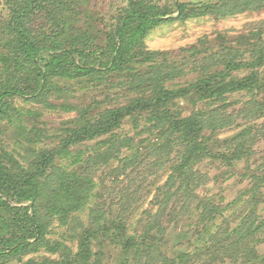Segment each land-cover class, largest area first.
Returning <instances> with one entry per match:
<instances>
[{
  "label": "rangeland",
  "instance_id": "374dc122",
  "mask_svg": "<svg viewBox=\"0 0 264 264\" xmlns=\"http://www.w3.org/2000/svg\"><path fill=\"white\" fill-rule=\"evenodd\" d=\"M76 1L80 15L73 17V20L78 30L92 35L96 44L93 48L105 46L106 33L128 0ZM149 1L161 6L172 4V0ZM179 2L189 4L187 17L173 14L174 19L154 29L144 42L149 51L162 53L156 63L168 61L169 58L168 64L181 72L166 83L167 88L187 89L205 74L226 71V63L233 58L237 62L243 61L245 66L232 71L228 81L244 79L253 72L261 76L260 81L264 79V5L255 4L256 0ZM10 16L8 0H0V91L6 87V79L9 83L13 80L22 82V71H15L10 63L5 64L11 55ZM39 22L46 24L45 20H39L36 27ZM142 65L138 67L139 70L149 69L148 64ZM8 69L9 72H16L15 79L6 75ZM128 81V77H119L108 71L93 77H56L39 97L16 95L7 99L10 111L0 116V150H18L24 156H27L23 149L26 146L33 147L35 152H55V164L61 166L63 172L66 170L67 176L74 172L79 174L87 182L89 196L83 209H73L66 215L68 217L61 215L51 220L47 241L50 245H56L57 251L52 252L44 247L21 260L13 259L4 264H22L30 259L42 261L45 258L56 261L68 250L77 254L80 252L81 240L89 231L96 235L91 242L93 260L101 258L104 264H138L135 250L124 248L126 236L116 239L117 233L114 230L109 234L105 231L107 225L122 219L128 226L127 236H141L148 227H152L154 233H157L158 225L162 226L161 231L165 228L162 253L165 258L176 260L182 254L198 252L206 245L199 239V234L206 227L201 213L207 201L227 209L224 216L219 214L215 221L221 227L228 225L231 231L236 229L243 232V220L252 210L258 216L257 223L263 225L264 197L261 198V193L264 195V182L258 192L263 202L256 208L247 203L253 192V176L259 173L264 178V110L259 108L264 101V90L229 93L221 101L203 100L191 93L190 97H179L172 103V111L180 117L200 114L210 120L212 124L205 135L211 138L212 148L225 151L222 148L224 140L240 137L249 141L247 145L250 150L247 156L249 162L245 159L227 166L221 160L205 159L196 164L194 178L195 185L197 183L199 187L194 189L198 201L191 205L192 213L186 211L180 219L174 218L172 223L170 210L179 205V197L170 201L162 223L156 225V220L162 212L159 202L165 196L161 194V188L172 176L175 162L179 164L182 161L181 151L178 147L171 148L164 135L165 131L147 123L144 117L139 118L138 127L132 119H127L117 131L119 137L130 138L134 146L133 149H122L118 159L111 157L108 161H101L102 164H94L97 154L108 150V136L72 146L65 155L56 153L73 130L79 129L104 111L125 106L133 98L143 95L141 89L132 90L128 87ZM160 146L165 148L160 150ZM79 153L81 166L74 164L73 156ZM132 158L137 160L135 167L125 164ZM57 174L55 177L52 175L50 182L57 180L59 188L62 177H57ZM46 192L49 199L55 193L51 188ZM48 200L42 206L45 216L50 207ZM27 206L30 207V204ZM196 207L198 209H194ZM98 213L104 216L101 223L96 220ZM218 228H212L215 235L219 234ZM261 230L263 232L259 233L253 244L264 258V242H259L264 238V225ZM210 240L207 245H211ZM222 256L207 258H213L216 264H243V259L238 258L234 262Z\"/></svg>",
  "mask_w": 264,
  "mask_h": 264
},
{
  "label": "trees",
  "instance_id": "16d2710c",
  "mask_svg": "<svg viewBox=\"0 0 264 264\" xmlns=\"http://www.w3.org/2000/svg\"><path fill=\"white\" fill-rule=\"evenodd\" d=\"M256 1L255 4L264 5V0ZM8 5L11 9L8 23L11 32V55L6 59L9 62L5 64L10 63L15 71H22L23 74L20 78L22 82L13 80L9 83L6 79V87L0 91V116L7 115L10 111L7 105L9 97H39L56 77H93L99 76L103 71L128 77V87L132 90L141 89L143 95L133 98L125 106L106 110L79 129L73 130L64 140L61 150L56 153L65 155L72 146L108 136V150L97 154L94 160V164H102L101 161H108L111 157L118 159L122 149L134 148L130 138L117 135L127 119H132L138 127L139 118L144 117L147 123L160 127L165 131L168 145L171 148L178 147L181 151L182 161L179 164L175 162L172 176L161 188V194L165 196L159 202L162 212L157 217L156 225L165 218L173 198L180 199L179 205L170 210L171 223L174 218L180 219L186 211L192 213L191 205L198 201L195 197V189L199 187L197 183L195 185L194 178L196 164L205 159L221 160L227 166L245 159L249 162V141L240 137L226 139L222 147L225 151L216 150L210 145L211 138L205 135V131L212 124L209 123L210 120L200 114L180 117L172 111L171 105L177 98L190 97L191 93L211 101H221L227 94L239 91L255 93L264 90V79L260 81L261 76L253 72L244 79L228 81L232 71L245 66L243 61L237 62L233 58L226 63V71L205 74L187 89L172 90L167 88L166 83L181 72L168 64L169 58L168 61L156 63L157 57L162 53L149 51L144 45L149 33L162 23L174 19L173 14L177 13L186 18L189 4L172 0L171 5L161 6L149 0H128V4L115 16L107 31L105 46L96 48H93L96 44L92 35L80 32L73 20V17L80 15L76 0H8ZM39 20H45L46 24L39 22L36 27ZM142 64H148L149 69L139 70L138 67L143 66ZM15 71L9 72L8 69L6 75L15 79ZM259 108L264 110V101ZM163 148L165 147L159 149ZM23 149L27 156L18 150H0V264L13 259L21 260L44 247L52 252L57 251L56 245H50L47 241L51 220L56 216L69 215L73 209H83L89 196L87 182L79 174L74 172L67 176V171L63 172L61 166L55 164V152H35L30 146ZM73 157L74 164L81 166L80 153ZM125 164L135 167L137 160L132 158ZM57 172V177H62L59 188L57 180L50 182V178L55 177ZM263 179L259 173L253 176V192L247 203L253 208L263 202L260 200L264 195L261 193V198L258 196ZM49 188L55 191L50 199L46 192ZM46 200L50 207L45 216L42 206ZM31 203L34 204L32 209L27 206ZM234 205L233 203L232 206ZM197 207L194 209H198ZM203 210L201 216L206 227L199 234V239L206 245L198 252L182 254L176 260L165 258L162 253L161 243L165 237V228L161 231L160 225L157 233H154L152 227H148L141 236H127L128 226L122 219L107 225L105 231L109 234L114 230L118 234L116 239L126 236L124 248L128 251L135 250L138 264H216L213 258H223L222 255L234 262L238 258L243 259V264H264V258L253 244L259 233L263 232L261 228L264 223H257L258 216L254 210L244 218L243 232L236 229L231 231L228 225L221 227L215 222L219 214L224 216L227 209L207 201ZM103 219L104 216L98 213L97 222L101 223ZM212 228H218L219 234L215 235ZM93 237H96L95 233L87 232L81 240L80 252L77 254L68 250L56 261L47 258L42 261L30 259L22 264H104L101 258L93 260ZM208 240L211 245H207ZM259 242H264V238ZM208 256L213 258L208 260Z\"/></svg>",
  "mask_w": 264,
  "mask_h": 264
},
{
  "label": "water",
  "instance_id": "95a60500",
  "mask_svg": "<svg viewBox=\"0 0 264 264\" xmlns=\"http://www.w3.org/2000/svg\"><path fill=\"white\" fill-rule=\"evenodd\" d=\"M33 205H34L33 203L30 204L31 209L33 208Z\"/></svg>",
  "mask_w": 264,
  "mask_h": 264
}]
</instances>
